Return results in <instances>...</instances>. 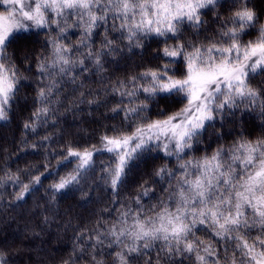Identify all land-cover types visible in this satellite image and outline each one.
I'll use <instances>...</instances> for the list:
<instances>
[{"label": "trees", "instance_id": "trees-1", "mask_svg": "<svg viewBox=\"0 0 264 264\" xmlns=\"http://www.w3.org/2000/svg\"><path fill=\"white\" fill-rule=\"evenodd\" d=\"M240 6V0H219L215 10L202 9L201 19L206 23L198 30L183 25L182 42L207 44L210 40L218 41L224 27H231L225 22ZM251 6L257 14L264 12V0H251ZM108 15V23L92 28L89 36H85L88 17L72 15L60 21L65 28L63 33L55 24L48 30L34 29L38 35L27 33L29 40L13 44L8 51L10 63L15 65L16 74L21 77L8 118L0 122V252L5 254L8 264H95L97 260L103 264H118L116 254L131 245L132 238L121 237L123 243L117 244L109 230L114 226L117 231L130 228L131 215L137 212L154 217L162 210V201L174 210L169 200L178 199L177 189L183 178L180 164L211 157L218 149L230 152L244 141L264 140V74L258 69L256 74L248 77L258 98L251 102L237 99L239 106L232 110L234 115L228 113L218 117L211 127L206 123V131L199 142L186 149L181 154L182 159L177 160L175 154L166 155L162 148L146 154L136 162L123 186L114 194L103 179V169L112 163V154L101 151L93 155L94 170H89L86 181L81 180L71 190L53 194L51 186L77 166L72 158L66 159L69 148L83 151L95 146L99 149L104 135L131 134L137 125L167 118L160 114V105L145 99L146 93L137 92L134 97L122 93L135 91L131 77L167 64L169 58L163 56L162 50L173 47L177 41L167 39L165 43L166 38L153 35L140 39L141 47L129 49L126 35L121 38L119 25L122 22L112 21L111 13ZM261 23L264 24V19ZM113 24L117 27L113 28ZM246 31H251V35H245V41L256 39V29ZM105 37L112 40L119 51L103 55L109 51L104 46ZM52 40L69 47L72 59L83 60L88 71L76 65L64 76L54 70L52 76L42 75L38 61L47 57V62H52V45L46 43ZM89 51L101 53L102 70L98 71L92 60L85 58ZM169 67L180 69L178 77L183 74L179 59ZM52 82H56L57 87L48 100L42 102L40 88ZM138 84L148 86L142 80ZM186 103L182 97L172 98L167 104V114L179 111ZM142 104L147 105V110L140 117L125 119L122 109ZM43 107L48 108L47 114L37 115ZM160 168H167L171 175L161 178L156 174ZM37 175L41 183L34 185L31 181ZM23 185H28L30 191L24 193L23 199H18ZM125 212L129 217L127 223L121 224L120 218ZM246 214L251 222L253 217ZM215 231L209 224H197L191 242L199 248L200 255L206 256L208 264H212L215 255H226L228 260L221 259L220 264H231L232 242H222L214 235ZM258 234L259 225L248 235L239 233L249 243ZM98 235L102 244L96 243ZM197 240L203 243L197 245ZM160 243L156 242V247L146 250L148 254L140 256L133 264H155L158 252L163 257ZM209 246L213 256L204 252ZM260 250L257 247L256 251ZM161 264H164L163 259ZM184 264L201 262L192 254L184 259ZM236 264H239L238 254Z\"/></svg>", "mask_w": 264, "mask_h": 264}, {"label": "snow or ice", "instance_id": "snow-or-ice-1", "mask_svg": "<svg viewBox=\"0 0 264 264\" xmlns=\"http://www.w3.org/2000/svg\"><path fill=\"white\" fill-rule=\"evenodd\" d=\"M218 5L219 0H0V7L4 9L0 11V120H7L10 103L19 91L17 85L21 80L15 65L10 63L8 51L13 44L29 40L27 33L34 29L48 30L55 24L63 33L65 28L60 21L72 15L87 16L85 36H89L92 28L108 23V14L111 13L112 21L118 19L122 22L119 25L121 38L126 35L129 49L141 47L140 39L153 35L166 38L165 43L167 39L177 41L173 47L162 50L163 56L169 58L167 64L131 77L130 83L135 91L122 93L133 97L137 92L146 93L145 99L160 105V114L167 115V118L137 125L131 134L104 135L99 149L95 146L83 151L69 148L66 159L72 158L77 166L51 186L53 194L71 190L81 180L86 181L89 170H94L92 157L101 151L112 154V163L103 169V179L115 194L136 162L146 154L162 148L166 155L175 154L180 160L186 149L199 142L206 131V123L211 127L218 117L228 113L234 115L232 110L239 106L237 99L251 102L258 98V93L248 83V77L256 74L258 69L264 74V24L261 23L264 12L257 14L251 0H240L241 6L225 22L231 27H224L218 41L210 40L207 44L182 42L181 27L188 24L197 30L202 28L206 21L201 19V10H215ZM116 27L113 24V28ZM251 29L257 30V37L245 41L243 37L251 35V31L246 30ZM46 43L52 45V62L49 64L47 57L38 61L42 75L52 76L54 70L64 76L76 65L88 71L83 60L72 59L69 47L56 40ZM113 45L114 42L105 37L104 46L109 51L103 55L119 51ZM100 56L99 52L93 54L89 51L85 58L92 60L100 71L103 69ZM178 59L183 64V74L179 77L177 72L180 69L169 67ZM141 80L148 86L138 84ZM72 82L75 83V77ZM56 87V82L41 87V101H47ZM174 97H182L187 103L168 115L167 104ZM146 110V104L122 109L126 120L140 117ZM47 112L48 108L43 107L37 115H46ZM180 168L183 169V178L177 189L178 199L169 200L174 210L162 201V210L154 217L137 212L131 215L133 223L130 228L117 231L114 226L109 230L117 244L123 243L121 237L132 238L131 245L116 254L118 264H133L140 256L148 254L146 250L156 247V242H162L159 249L163 257L158 252L155 264H161V259L164 264H184V259L192 254L201 264H208L206 256L199 254V248L190 239L197 224L211 225L216 229L214 235L222 242H232L231 264H236L237 254L239 264H264V140L238 143L230 152L218 149L211 157L188 161L180 164ZM156 174L161 178L171 175L167 168L158 169ZM31 183L40 184V176H35ZM28 191L29 186L23 185L17 198L23 199ZM246 212L253 217L251 222ZM128 217V212L122 213L120 223H127ZM257 225L259 234L251 243L239 235L241 232L250 234ZM96 243H103L99 235ZM202 243L197 240V245ZM257 247L261 250L256 251ZM209 248L205 247L204 252L213 256ZM227 251L225 248L224 252ZM221 259L227 261L228 257L215 255L212 264H220ZM0 264H8L3 252H0ZM95 264L103 262L97 260Z\"/></svg>", "mask_w": 264, "mask_h": 264}, {"label": "rangeland", "instance_id": "rangeland-1", "mask_svg": "<svg viewBox=\"0 0 264 264\" xmlns=\"http://www.w3.org/2000/svg\"><path fill=\"white\" fill-rule=\"evenodd\" d=\"M4 9L2 7H0V11H3ZM5 120H0V122H3Z\"/></svg>", "mask_w": 264, "mask_h": 264}]
</instances>
